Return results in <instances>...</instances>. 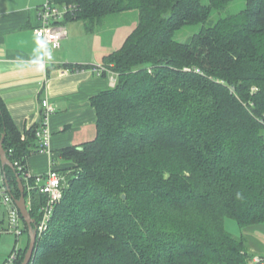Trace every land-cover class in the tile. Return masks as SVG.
Wrapping results in <instances>:
<instances>
[{
  "label": "trees",
  "instance_id": "obj_1",
  "mask_svg": "<svg viewBox=\"0 0 264 264\" xmlns=\"http://www.w3.org/2000/svg\"><path fill=\"white\" fill-rule=\"evenodd\" d=\"M51 1L90 32L108 15L139 19L104 58L118 81L92 99L96 139L61 153L76 168L61 170L67 187L31 264H258L225 221L264 227V0L214 24V0ZM187 26L203 28L179 43ZM36 128L23 138L0 99L12 162L36 152Z\"/></svg>",
  "mask_w": 264,
  "mask_h": 264
},
{
  "label": "crops",
  "instance_id": "obj_2",
  "mask_svg": "<svg viewBox=\"0 0 264 264\" xmlns=\"http://www.w3.org/2000/svg\"><path fill=\"white\" fill-rule=\"evenodd\" d=\"M47 1L0 0V99L23 138L37 127L44 100L54 108L48 120L51 153L28 158L33 175L46 174L52 167H73L62 151L96 139L97 110L92 99L112 87L110 75L97 76L91 68L103 65L105 56L118 51L104 43L102 29L90 32L85 22L69 20L68 36L53 53V62L47 69L39 68L36 61L50 51L35 34L40 24L38 8ZM255 235L247 238L249 251L264 258V230Z\"/></svg>",
  "mask_w": 264,
  "mask_h": 264
},
{
  "label": "built area",
  "instance_id": "obj_3",
  "mask_svg": "<svg viewBox=\"0 0 264 264\" xmlns=\"http://www.w3.org/2000/svg\"><path fill=\"white\" fill-rule=\"evenodd\" d=\"M74 7L59 6L51 0H48L44 5L38 8L39 27L35 29L37 38L50 48L42 59L36 61L39 68L47 69L54 60L53 53L61 48V44L68 36L66 26L67 16L73 14ZM81 68L76 67L79 71ZM91 70L97 76L110 75L111 87L114 88L118 81V75L111 69V66L101 65L94 66ZM44 113L38 122L36 128V139L38 149L34 154H50L51 153V132L48 127L49 117L54 113V108L48 100H44L41 104ZM6 152V151H5ZM7 158L14 157L15 151L9 150L6 152ZM13 168L20 177L24 187L25 199L28 211L31 213L34 202L42 200L40 207V215L36 221L37 240L44 238L49 230L56 206L63 199L64 192L67 187L68 174L62 172L56 167H52L50 171L43 175H33L28 171L27 163L21 159L10 160ZM13 189L7 180L5 169L0 159V210L4 207L6 215L0 217V242L3 234H14L20 238L25 233H28V227L24 221L22 214L16 204ZM20 196L16 199H19ZM30 242V241H29ZM24 250L18 246L13 249L9 258L3 264H17L23 255ZM254 262L264 264V258L256 256Z\"/></svg>",
  "mask_w": 264,
  "mask_h": 264
},
{
  "label": "rangeland",
  "instance_id": "obj_4",
  "mask_svg": "<svg viewBox=\"0 0 264 264\" xmlns=\"http://www.w3.org/2000/svg\"><path fill=\"white\" fill-rule=\"evenodd\" d=\"M211 1L212 0H203V3L209 5ZM214 1L217 2V4L219 5L216 8L214 7L213 9H211V16L209 23L212 22L213 24L218 21L220 22L222 20H225L227 16L230 17V15H234L241 12L246 7V2H247V0H214ZM220 5L221 8H219ZM138 19H139L138 11H127L120 14H113L110 16L108 15L101 18L100 22L94 23V28L95 30L102 29V33L103 35H105V37H103L105 44L110 43L116 49L119 50L122 47L121 44L123 43V41L126 40L128 36L136 28L138 24ZM67 23L69 24V22ZM209 23H206V26H209ZM201 28L203 27L187 26L176 34L175 40L178 41L179 43L187 42L189 38H191L192 40L194 34L200 32ZM74 167L75 166L69 168V170H72V168ZM4 214L6 215V209L3 207L0 210V217L2 218ZM225 227L227 232L233 235L234 237H241V235H244L246 238H249L250 235L253 236H256L255 234L259 235L264 230V227L262 226L247 228L245 230H242L239 224L232 219H226ZM29 241H30V237L28 233H25L20 238H17L14 234H7V233L3 234L0 242V264H3L9 258L15 246L16 247L18 246V248L20 247L24 251L27 250L29 246Z\"/></svg>",
  "mask_w": 264,
  "mask_h": 264
},
{
  "label": "water",
  "instance_id": "obj_5",
  "mask_svg": "<svg viewBox=\"0 0 264 264\" xmlns=\"http://www.w3.org/2000/svg\"><path fill=\"white\" fill-rule=\"evenodd\" d=\"M191 41V38H189L186 42V44H189ZM4 138L5 135L2 134L0 135V159L2 162V165L4 168L8 167L11 168L15 171V169L13 168L12 163L10 162V160L7 158L5 149H4ZM17 183L20 189V198L16 199V204L22 214V217L24 219V221L27 224L28 227V234L30 237V242H29V246L24 258V261L22 264H31L33 256L35 254V250H36V244H37V230H36V220L32 217L31 213L28 211L27 208V204H26V199H25V192H24V187L23 184L20 180L19 175L17 174Z\"/></svg>",
  "mask_w": 264,
  "mask_h": 264
}]
</instances>
